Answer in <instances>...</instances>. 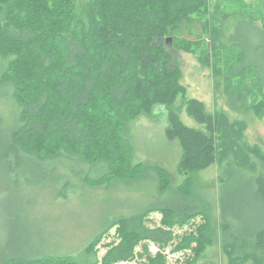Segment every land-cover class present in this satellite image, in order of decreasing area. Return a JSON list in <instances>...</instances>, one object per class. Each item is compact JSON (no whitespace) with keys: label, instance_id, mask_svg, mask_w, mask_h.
I'll list each match as a JSON object with an SVG mask.
<instances>
[{"label":"trees","instance_id":"obj_1","mask_svg":"<svg viewBox=\"0 0 264 264\" xmlns=\"http://www.w3.org/2000/svg\"><path fill=\"white\" fill-rule=\"evenodd\" d=\"M77 1L0 0V174L42 190L51 180L76 189L81 184L65 160L80 156L92 164L83 180L93 187L136 178L145 166L133 163L125 129L161 108L168 122L161 137L178 150L174 169L184 178L173 186L172 171L153 167L158 198L165 199L132 214H113L77 256L28 255L22 247L5 254L0 248V264H116L135 258H143L141 264H167L163 252L151 253L150 243L163 249L176 239L175 227L203 217L199 232L192 230L173 248L192 250L193 263L209 242L205 231L213 224L193 178L218 160H224L218 208L230 263L264 264V152L238 144L241 123L228 127L237 135L230 137L224 127V139L217 136L220 123L205 112L202 101L192 98L182 106L210 132L184 124L174 105L185 89L178 83L180 67L169 42L199 53L209 64L211 54L203 53L198 40L209 28V0H89L84 15L76 12ZM236 20L259 40L254 67L246 36L239 37L246 49L229 32L226 36L241 49L235 72L256 71L261 108L264 30L253 21ZM31 170L34 180L27 178ZM57 197L68 194L59 190ZM153 212L162 214L160 224H150ZM113 228L117 240L105 243L100 256L99 245Z\"/></svg>","mask_w":264,"mask_h":264},{"label":"rangeland","instance_id":"obj_2","mask_svg":"<svg viewBox=\"0 0 264 264\" xmlns=\"http://www.w3.org/2000/svg\"><path fill=\"white\" fill-rule=\"evenodd\" d=\"M88 2L89 0H78L76 12L84 15L83 9L87 8ZM238 18L253 21L264 30V0H209L205 19L209 28L198 38L202 41L201 46L205 50L203 53L211 54L209 64L206 63V57L202 59L199 53L187 52L169 42L168 50L180 67L178 83L185 89V95H180L174 105L184 124L210 132L207 124L197 122L187 113L186 107L182 106V102L192 98L202 101L205 112L220 123L221 130L217 129V136L224 139V127L228 130L229 125L241 123L243 128L236 126L242 134L241 138L237 139L238 144L244 148L241 149L258 147L264 152V107L258 108L263 97L260 91L262 86L258 84L254 69L235 72L241 63L239 59L241 49L228 41L226 36L229 32L233 40L239 41L242 46L244 45L240 38L246 36L245 46L250 48L248 61L254 67L256 56H260L255 49L259 40L254 38L253 31L248 25L236 24ZM246 88L249 90L248 93ZM249 107L251 108L248 109ZM163 122L164 125L168 124L162 113L152 117L145 114L126 127V137L132 145L133 163H142L145 166L144 171L133 179H115L108 185L93 187L83 180V176L89 172L92 164L84 161L80 156L65 160L67 167L73 166L74 171L71 172L81 184L76 189L71 184L67 187L63 186V182L56 183L51 180L46 190H42L35 188L33 182L20 183L21 178L17 180L13 176L7 177L2 172L0 174V248L5 254L14 253L11 250L13 247H22L28 255L77 256L84 249L87 240L100 230L113 214H132L149 204L157 203L158 199L163 201L165 196L158 198L157 195L153 167L161 166L172 171L173 186L184 178L174 169L178 150L173 148L172 151L170 147L172 144L165 137H161ZM225 133L230 137L237 135L232 130ZM221 141L224 143V140ZM223 168L224 160L222 162L218 160L200 170L193 178L195 190L197 193L198 191L202 193L200 194L203 195L205 208L213 216L210 231L208 229L205 231L209 242L199 257L192 263L194 258L192 250L173 252V248L184 235L197 230L198 223L206 220L203 217H198L197 223L193 225L175 227L176 239L163 249L159 245L150 243L149 249L153 255L163 252L167 257V264L190 262L191 264H231L229 254L224 249V222L219 216L218 208L219 180ZM34 177L31 170L27 178L34 180ZM59 190H64L68 198H58ZM150 218V224H160L162 214L153 212ZM112 240H117L115 228L99 245L100 256L108 248L105 243ZM142 262H144L143 258L141 260L135 258L132 261H121L116 264ZM241 264H253V260L249 259Z\"/></svg>","mask_w":264,"mask_h":264},{"label":"crops","instance_id":"obj_3","mask_svg":"<svg viewBox=\"0 0 264 264\" xmlns=\"http://www.w3.org/2000/svg\"><path fill=\"white\" fill-rule=\"evenodd\" d=\"M161 110H162L161 108H158L157 109L158 113H161ZM164 118H165V115H164ZM163 125H164V122L161 124V134H164V131H165V128H166L167 124L164 125V127H162ZM162 138H163V136H162ZM175 163H177V161H175Z\"/></svg>","mask_w":264,"mask_h":264}]
</instances>
